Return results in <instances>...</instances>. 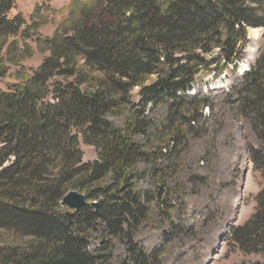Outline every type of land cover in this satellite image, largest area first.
Returning a JSON list of instances; mask_svg holds the SVG:
<instances>
[{"label":"trees","instance_id":"obj_1","mask_svg":"<svg viewBox=\"0 0 264 264\" xmlns=\"http://www.w3.org/2000/svg\"><path fill=\"white\" fill-rule=\"evenodd\" d=\"M68 5L43 36L49 17L39 5L26 19L13 13L16 0H0V81L11 79L0 88V233L12 236L0 240V264H107L116 241L125 253L118 264H161L164 247L149 252L135 233L152 204L165 207L166 181L151 168L157 192L141 188L139 164L165 159L197 131L210 98L188 91L199 73L236 65L247 28L264 29V0ZM33 45L46 55L27 69ZM228 94L264 146V40ZM163 105L162 119L148 117ZM80 140L95 160L83 161ZM248 158L264 182V148L248 146ZM70 190L86 199L76 210L61 203ZM169 225L165 240L177 225L170 215ZM223 234L245 255L264 254V186L249 217Z\"/></svg>","mask_w":264,"mask_h":264},{"label":"rangeland","instance_id":"obj_2","mask_svg":"<svg viewBox=\"0 0 264 264\" xmlns=\"http://www.w3.org/2000/svg\"><path fill=\"white\" fill-rule=\"evenodd\" d=\"M34 2L17 0V6L28 19L34 7L39 5L42 13L49 17L43 34L40 31L47 36L45 33L52 30V25L57 27L67 17L70 0L66 5L59 0L57 9H53L45 0L33 7ZM250 29L248 27L246 30L236 65L227 67L219 75L218 71L212 70L199 73L192 90L188 91L210 98L209 107H203L201 116L196 120L197 131L193 134L188 132L183 144L165 159L158 158L154 164H139L144 172V176L138 180L141 188L157 192L149 175L151 168L160 170L161 178L166 181L162 196L165 207L152 204L150 219L135 233V241L149 252L164 247L161 264H205L208 258L209 264H236L243 260L264 262V254L245 255L234 248L228 239H224L223 234L230 224H241L249 217L255 206V195L264 186L261 173L253 168L248 158V146H264L255 137L249 121L237 113L235 105L231 104L233 98L228 94L231 86L240 81L243 72L259 53L254 58L245 56L250 48ZM257 29L260 51L264 29ZM33 48L34 54L24 62L27 69L36 68L46 55L34 45ZM9 82L10 78L0 81V88L4 89ZM136 92L137 89L132 95L134 102L139 99ZM165 107L163 105L146 113L157 121L164 116ZM125 118L126 115L119 116L113 121L121 124ZM79 146L84 162L96 159L94 146L82 140ZM169 215L177 225L165 240L163 234L171 229ZM9 236L1 232L0 240L12 237ZM124 254L123 245L116 241L107 264H118Z\"/></svg>","mask_w":264,"mask_h":264},{"label":"water","instance_id":"obj_3","mask_svg":"<svg viewBox=\"0 0 264 264\" xmlns=\"http://www.w3.org/2000/svg\"><path fill=\"white\" fill-rule=\"evenodd\" d=\"M258 52H259V49H258ZM213 55L214 54L210 53L209 57H212ZM90 94H91V92H90ZM61 203L66 205L70 209L76 210L86 203V199H85V196L81 192H79L77 190H70L62 197ZM94 204L95 203H93V205ZM209 259L210 258H208V260L206 261L205 264L210 263Z\"/></svg>","mask_w":264,"mask_h":264},{"label":"bare ground","instance_id":"obj_4","mask_svg":"<svg viewBox=\"0 0 264 264\" xmlns=\"http://www.w3.org/2000/svg\"><path fill=\"white\" fill-rule=\"evenodd\" d=\"M251 30V32H252V34H251V39H250V48H249V50H247V52H246V54H245V56H246V58H251L252 56H253V58H254V56L257 54V52H258V49H259V46H260V41L258 40L259 39V37H258V29H253V28H251L250 29ZM252 58V59H253ZM251 59V60H252ZM250 60V61H251ZM244 65L246 66V64H245V62H244ZM241 68V67H240ZM235 202L237 201L236 200V198H235V200H234Z\"/></svg>","mask_w":264,"mask_h":264},{"label":"crops","instance_id":"obj_5","mask_svg":"<svg viewBox=\"0 0 264 264\" xmlns=\"http://www.w3.org/2000/svg\"><path fill=\"white\" fill-rule=\"evenodd\" d=\"M27 1H35L34 3H33V7L36 5V3L37 2H40L41 0H27ZM45 1H47V4L49 3V5H51V7H53V9H57V4L56 3H59V0H45ZM16 3H17V0H16ZM63 5H66V4H68V0H63ZM16 12H20V13H22V11H21V9H19L18 8V6L16 7V9L15 10H13V13H16ZM22 15H23V13H22ZM24 16V15H23ZM47 26V24L46 25H43L42 27H41V33L43 34V32H44V28ZM55 28H56V26L55 25H52V30H49V32H47V33H45V35H47V36H50L51 35V33L55 30Z\"/></svg>","mask_w":264,"mask_h":264}]
</instances>
